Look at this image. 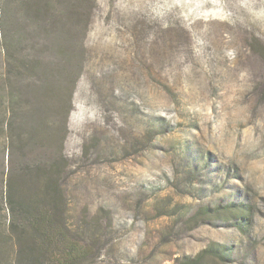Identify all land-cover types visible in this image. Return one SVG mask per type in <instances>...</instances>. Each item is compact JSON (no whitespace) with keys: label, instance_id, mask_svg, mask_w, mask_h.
I'll list each match as a JSON object with an SVG mask.
<instances>
[{"label":"rangeland","instance_id":"rangeland-1","mask_svg":"<svg viewBox=\"0 0 264 264\" xmlns=\"http://www.w3.org/2000/svg\"><path fill=\"white\" fill-rule=\"evenodd\" d=\"M25 1L0 0V208L59 164L84 264H264V0Z\"/></svg>","mask_w":264,"mask_h":264},{"label":"trees","instance_id":"trees-1","mask_svg":"<svg viewBox=\"0 0 264 264\" xmlns=\"http://www.w3.org/2000/svg\"><path fill=\"white\" fill-rule=\"evenodd\" d=\"M22 5L24 9L32 7L34 16L47 9V4L35 0ZM9 63L8 73L19 74L21 61ZM59 167L54 164L48 171L36 167L30 180L24 167L16 179L6 180L7 208H0V264H84L89 249L65 224ZM230 257L229 246L211 244L193 257L177 258L174 264H225Z\"/></svg>","mask_w":264,"mask_h":264}]
</instances>
